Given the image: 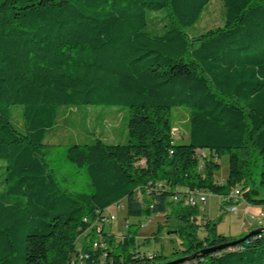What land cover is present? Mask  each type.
Listing matches in <instances>:
<instances>
[{"label":"trees","instance_id":"obj_1","mask_svg":"<svg viewBox=\"0 0 264 264\" xmlns=\"http://www.w3.org/2000/svg\"><path fill=\"white\" fill-rule=\"evenodd\" d=\"M210 1L0 0V264H264V233L210 251L246 234L220 235L215 221L198 223L200 203L186 205L237 190L264 206V0H221L222 24L189 36ZM65 106L127 110L126 143L66 148L89 194L63 190L47 160ZM176 107L189 112L183 144ZM122 201L127 217L176 221L174 259L141 250L139 225L104 231L105 210Z\"/></svg>","mask_w":264,"mask_h":264},{"label":"rangeland","instance_id":"obj_2","mask_svg":"<svg viewBox=\"0 0 264 264\" xmlns=\"http://www.w3.org/2000/svg\"><path fill=\"white\" fill-rule=\"evenodd\" d=\"M223 3L221 0H211L206 6L199 22L186 30L191 37H196L203 32L220 26L223 20ZM22 107L11 108V121L14 125L21 126ZM127 120L126 108L116 107L108 109L103 106H81L78 108L61 107L58 111L57 124L48 134L46 141L49 144L47 160L56 177L60 187L69 193H91L89 178L85 170H78L73 164L66 160V148L72 144L92 143L96 138L107 143L124 144L127 142ZM172 130L175 144L187 142L189 129V112L184 107H176L172 111ZM219 170L215 172L216 180L224 184L228 176V156H222L219 160ZM220 198L215 195H207L206 202L199 205L197 216L198 223L203 219H209L217 223V232L223 236L233 238L245 235L256 223L250 227L242 228L246 215L242 213L243 206L238 205L239 214L222 212L220 209ZM116 205L105 210V215L114 216V220H106L104 231L116 237L126 234L128 225H139L137 227L136 241L141 250L157 251L168 260L176 257L174 251L180 249V241L173 231L176 221L172 218L170 223H165L164 215H151L133 218L126 216V203L122 201L120 208ZM249 212H257L248 208ZM261 214V213H260ZM140 225H143L142 227ZM162 226L159 230V226ZM159 230V232H158ZM199 237L204 236V230L200 229ZM153 237H157L154 239ZM150 239L148 242L147 239Z\"/></svg>","mask_w":264,"mask_h":264},{"label":"built area","instance_id":"obj_3","mask_svg":"<svg viewBox=\"0 0 264 264\" xmlns=\"http://www.w3.org/2000/svg\"><path fill=\"white\" fill-rule=\"evenodd\" d=\"M202 166H200L201 168ZM206 198H198V193L197 194H191L187 200H186V205H193L195 203H205ZM221 206L220 209L222 212H231L235 214H239V208L238 205L240 204V193H230L227 195V201H221ZM242 205V204H241ZM117 208H120V204L117 205ZM244 215L247 217V221H244V224L242 225L243 227L251 226L252 224L256 223V226L254 229H259V228H264V213L262 214H255L251 213L248 210L242 211ZM106 220H114V216H108ZM141 227L143 225H140ZM252 227V226H251ZM250 227V228H251ZM98 231L100 230L99 228L97 229ZM93 249H96L98 247V243L94 240L92 242ZM87 258L86 255H82L81 259Z\"/></svg>","mask_w":264,"mask_h":264},{"label":"water","instance_id":"obj_4","mask_svg":"<svg viewBox=\"0 0 264 264\" xmlns=\"http://www.w3.org/2000/svg\"><path fill=\"white\" fill-rule=\"evenodd\" d=\"M264 233V228H259V229H255L253 231H250L249 233H247L245 236L235 240V241H231L229 243H226L220 247H218L217 249H212L210 251H215V250H222V249H226V248H230V247H233V246H236V245H239L243 242H245L247 239H249L250 237L252 236H255V235H259V234H262ZM195 256H192V257H188V258H185V259H179L175 262H171L170 264H179L181 262H183L184 260H188V259H192L194 258Z\"/></svg>","mask_w":264,"mask_h":264},{"label":"crops","instance_id":"obj_5","mask_svg":"<svg viewBox=\"0 0 264 264\" xmlns=\"http://www.w3.org/2000/svg\"><path fill=\"white\" fill-rule=\"evenodd\" d=\"M240 204H242V206L244 205L243 208H242V211H244V210H248L249 211L248 208H253V209H255V211L257 210V212H252V213H255V214L264 213V206H261V207L247 206L246 204H244L242 202ZM242 228L244 229V227H242Z\"/></svg>","mask_w":264,"mask_h":264},{"label":"bare ground","instance_id":"obj_6","mask_svg":"<svg viewBox=\"0 0 264 264\" xmlns=\"http://www.w3.org/2000/svg\"><path fill=\"white\" fill-rule=\"evenodd\" d=\"M173 135H176V134L173 133ZM231 193H238V191H237V190H234V191L231 192ZM198 198H207V195L204 194L203 192H200V193H198ZM221 201H227V197H222ZM117 205H118V203H117ZM117 205H116V206H117ZM116 206H115V207H116Z\"/></svg>","mask_w":264,"mask_h":264}]
</instances>
